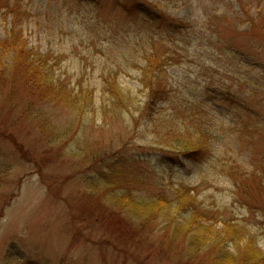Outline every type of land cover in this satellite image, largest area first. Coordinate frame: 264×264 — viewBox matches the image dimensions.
<instances>
[{"label":"rangeland","instance_id":"rangeland-1","mask_svg":"<svg viewBox=\"0 0 264 264\" xmlns=\"http://www.w3.org/2000/svg\"><path fill=\"white\" fill-rule=\"evenodd\" d=\"M153 8L188 26L161 27L142 13ZM238 12L234 0H0L2 38L19 23L72 91L97 90L84 112L38 105L66 131L56 145L26 116L29 96L0 92V264H214L176 225L131 219L111 199L172 200L176 188L195 198L202 239L237 225L264 253V69L252 61L264 50ZM153 55L166 100L141 83ZM103 78L133 97L117 117ZM204 133L208 155L185 158L180 148ZM104 176L118 182L93 186Z\"/></svg>","mask_w":264,"mask_h":264},{"label":"trees","instance_id":"trees-1","mask_svg":"<svg viewBox=\"0 0 264 264\" xmlns=\"http://www.w3.org/2000/svg\"><path fill=\"white\" fill-rule=\"evenodd\" d=\"M234 1L238 3L240 10L235 15L241 21L245 20L250 23L249 32L259 38L258 43L264 50V0ZM254 9L255 11H253ZM154 11L155 9L153 8L152 11L146 10L142 13L145 18L150 16L155 23L161 22V27L165 26L166 23L177 29L182 28V26H188L183 20H171L162 12ZM27 46V40L19 23L15 22L13 24L10 34L6 38L0 36V92L4 94L5 98L11 95L12 90H20L29 96L31 103L25 109L26 116L35 119L37 127L47 141L52 145H56L62 137L66 136V131H63L59 126L51 128L52 121L48 117V110L45 107H38V105L51 104L57 108L61 107L69 111L84 112L94 106L97 90L81 87L78 91H72L57 76V72L54 69V64H56L54 60L56 58L50 52L33 51ZM263 57L264 51L259 58L252 57L253 66H261L264 69ZM153 59L161 62V58L158 59V56H149L147 59L148 66L141 69L145 70L146 78L149 73H152V77L141 80V83L148 90L150 98L156 97L159 100H166L167 84L164 82V76L161 77L154 74L157 68L154 63L156 60ZM101 87L103 88L101 91L102 95L108 96L107 100L116 117L122 111L129 110L133 105L131 94L126 92L115 78H103ZM6 88L9 89V92L6 91ZM238 104L242 110H253L247 99L239 100ZM245 128L248 127L245 126ZM208 136V133L200 134L194 140L193 146L188 140L180 148L181 154L187 159L200 161L208 155L210 150L207 143ZM110 173H115L114 166L111 167ZM96 181L93 186L98 188L102 187L101 185L117 183L118 179L114 177L113 180H110L109 177L104 176ZM174 192L176 197L172 200L163 195L142 200L133 196L131 192L112 194L111 199L118 205L115 206L122 210V214H128L131 219L135 218L139 222L141 220V222L146 224H151L155 219H163L168 224L176 225L179 233L189 234L191 244L195 242L194 250H197L196 245L206 244L208 246L214 257V264H264V253L256 248L257 242L255 238L251 235L246 238L247 234L244 233L243 228L237 225H227L226 230L221 235H216L213 231H210V236H205L202 239L198 234L199 230L196 228V225L199 224H196L194 216L197 212L195 198L192 197L191 192L187 189L176 188ZM187 207H190L187 216L182 218L170 216V212L174 211L178 214V212ZM197 213L200 214V212ZM200 239L204 242H201ZM245 240L246 242H244ZM231 248L233 250H230Z\"/></svg>","mask_w":264,"mask_h":264}]
</instances>
